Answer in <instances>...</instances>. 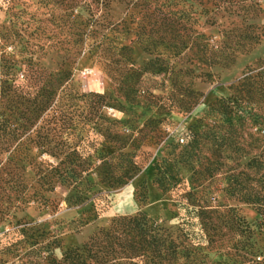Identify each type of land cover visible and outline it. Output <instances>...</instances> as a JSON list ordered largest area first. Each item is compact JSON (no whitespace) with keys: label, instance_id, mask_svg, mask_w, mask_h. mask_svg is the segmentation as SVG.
<instances>
[{"label":"rangeland","instance_id":"1","mask_svg":"<svg viewBox=\"0 0 264 264\" xmlns=\"http://www.w3.org/2000/svg\"><path fill=\"white\" fill-rule=\"evenodd\" d=\"M4 1L0 62L16 67L9 83L26 87L24 71H42L41 97L56 98L66 116L51 124L42 120L48 109L34 121L38 113L28 114L33 142L17 161L23 182L39 186L30 156L61 169L81 160L84 171L76 186L57 181L41 191L43 204H17L0 219V264H37L41 241L60 259L113 216L137 212L188 231L196 264H237L223 216L231 207L255 229L264 264L258 213L229 197L224 171L213 170L230 127L215 102L237 95L264 105V0H111L107 9L91 0H15L11 10ZM106 13L108 24L99 20ZM8 118L28 120L19 110ZM119 152L133 163L116 180L106 162Z\"/></svg>","mask_w":264,"mask_h":264},{"label":"trees","instance_id":"2","mask_svg":"<svg viewBox=\"0 0 264 264\" xmlns=\"http://www.w3.org/2000/svg\"><path fill=\"white\" fill-rule=\"evenodd\" d=\"M110 1L91 0L87 5L100 4L102 9H107ZM4 2L10 10L13 9L15 0ZM99 20L110 23L107 13ZM3 63L1 65L0 62V219L17 204L30 201L43 204L46 198L41 191L52 190L57 181L63 185L76 186L84 171L78 169L80 164L84 163L81 160L76 162L66 159L67 163L72 162L75 165L61 169L51 164L46 165L45 162H37L36 158L30 156L28 163L34 171L39 186L28 187L24 184L25 166H18L17 161L29 157L30 143L33 142L30 134L25 135L32 127V124L26 125L29 123L28 114L38 113L32 119L34 121L48 109L52 114L45 113L42 120L51 124H55L59 119H63L64 122L66 116L61 109L56 110L57 105L54 103L56 98L52 97L48 100L41 97L45 96L46 88L44 83L46 75L42 71L37 74V69L28 67L24 71L28 78L26 87L15 86L8 81V75L16 68L14 63L10 60H5ZM256 76L260 77L261 74ZM6 110L10 115H6ZM17 110H19V118L28 119L25 123L9 120L8 117L17 113ZM213 111L228 115L230 124L229 129L220 138L219 155L213 170L224 171L225 190L229 197L246 203L256 210L259 215L256 226L258 230L263 231L264 105L253 107L248 99L232 95L227 99L216 101ZM234 117L235 123H230ZM252 127H256L255 132L251 131ZM225 150H229L225 156L227 163L222 160V152ZM128 156L132 154L119 152L118 160L114 164L107 161V174L114 176L116 180L125 176L127 167L133 163ZM223 216L227 229L231 232L229 237L232 239L234 262L260 264L261 261L256 260L257 250L252 242L255 229L243 220L233 207ZM25 231L27 230H20V232ZM28 231H31V228ZM39 236L41 238V235ZM37 242L39 241L34 243ZM39 243V251L44 250L45 254L38 255L37 264H196L188 231H183L180 227L173 229L158 224L143 212L113 216L106 226L99 227L80 247L75 246L65 250L60 259H56L53 255L50 243L42 244V241L41 244Z\"/></svg>","mask_w":264,"mask_h":264}]
</instances>
